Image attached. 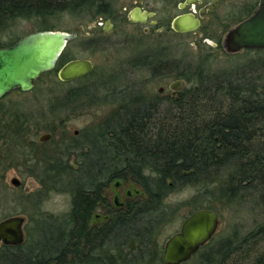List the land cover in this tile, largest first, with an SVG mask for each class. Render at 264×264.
Wrapping results in <instances>:
<instances>
[{
  "label": "trees",
  "instance_id": "trees-1",
  "mask_svg": "<svg viewBox=\"0 0 264 264\" xmlns=\"http://www.w3.org/2000/svg\"><path fill=\"white\" fill-rule=\"evenodd\" d=\"M112 14V0H0V48L19 39L8 33L20 21L31 22L36 31L55 30L58 26L53 21L63 15L95 22ZM79 41L83 49L93 51L94 46L85 39ZM161 58L151 57L149 61L144 57L139 66L149 69L152 78L172 77L183 80L187 87L172 97L152 102L138 92L118 87L117 94L122 96L114 102L118 105L98 127L79 134L82 142L56 148L50 154L37 151L35 155H20L26 174L45 192L49 183L58 193L70 194V212L79 228L77 241L93 244L101 252L105 212L112 213L114 208L104 194L105 187L113 180H131L139 190L125 201L124 217L133 220L132 213L136 212L138 219L125 226L127 231L136 228L143 264H153L152 260L159 257L154 236L163 230L167 217L186 203L215 211V204L231 206L252 198L264 214V82H259V74H253L259 70L249 64L242 67L249 70L237 72L240 76L235 79L230 74H210L203 66L207 63L203 57L189 72L187 66L186 72L177 71L179 66L174 62L170 71L162 72ZM67 61L62 55L57 67ZM132 65L137 67V61ZM261 65L264 73V61ZM55 70L43 76L56 75ZM98 72L94 69L72 82L75 87L64 91L59 104L66 115L110 103L107 99L111 90L105 82L91 85V80L97 81ZM126 116L127 120H121ZM7 122L0 126L4 128L0 139L14 138L19 149H31L33 143L25 144L29 121L13 112ZM71 156L77 165L75 170ZM74 176L81 179L77 187L69 182ZM189 188L196 190L190 201L176 207L165 204L171 194ZM98 209H104V215L96 217L93 212ZM257 235L264 236V224L247 238L250 241ZM133 238L129 236L128 242L134 243ZM230 242L225 239L223 248ZM252 264H264V251Z\"/></svg>",
  "mask_w": 264,
  "mask_h": 264
},
{
  "label": "rangeland",
  "instance_id": "rangeland-1",
  "mask_svg": "<svg viewBox=\"0 0 264 264\" xmlns=\"http://www.w3.org/2000/svg\"><path fill=\"white\" fill-rule=\"evenodd\" d=\"M137 1L112 0L115 16L118 19L115 21L114 31L111 35H105V32L97 26V28L87 30V26L97 22H89L80 17L63 15L53 21L58 26L55 28L57 31L69 32L82 26L88 33L87 36L78 37L75 41L69 43L63 56L68 60L76 58L90 60L94 65V69H99L97 81L93 82L91 80V85L105 82V87L111 90L107 99L110 103L107 102L106 105L84 110L81 113L76 112L73 115H66V111L60 106L59 102L65 93L64 91L72 86L75 87L76 84L58 83L55 74L42 76L36 81L31 92H13L0 100V126H6L9 114L17 112L20 119L26 118L29 121L30 126L26 134L25 144L30 142L34 144L31 149L22 150L15 145L14 138H10L8 141L0 139V148L4 155V159L0 163V217L11 214L25 217L24 213L29 210L27 207V194L34 193L39 189L38 183L29 177L26 170L21 166L20 155L23 152H33V155L37 151L50 154L56 148H64L66 145L82 142L83 140L79 134L91 130L90 128L95 129L98 127L118 105L114 103L122 97L117 94L118 87L138 92L151 102L156 101V98L158 100L170 96L168 86L176 79L172 77L164 78L163 76L150 77L149 69H143L140 67L141 65L138 67L132 65L134 57L139 62H142L144 57H162L159 60L162 72L170 71L173 62L178 63L177 71L186 72L185 68L189 67L190 69H187L189 72L199 63V59L204 57L207 59V63L203 62V66L207 68L208 73L230 74L233 79L240 76L236 75L237 72L242 74L248 71V68L242 67H248L251 64L259 70L254 73L251 72L259 74L261 77L259 82H264V73H261L264 52L241 51L229 55L220 47L226 33L238 23L240 17L238 15L229 18L228 13L231 12L232 7H236L245 0H221L217 10L205 15L201 27L193 34L180 35L172 32L155 34L151 32L147 36L142 34V28H134L125 21V18L118 17L119 13L124 11L123 9L126 12L129 11ZM146 1L147 3L143 2L146 8L161 13L162 3H155L151 0ZM176 13L177 10L174 9L173 14ZM158 18L160 19L159 15ZM33 31L36 30L31 22L20 21L14 25L8 34L17 36L18 39ZM7 37L6 35L3 36L4 39H7ZM79 39H85L89 45H93V51L83 49ZM204 39H208L206 42L210 44L215 43L219 46L216 49L212 48L204 42ZM239 68L242 69L239 70ZM185 87H187V84L183 89ZM160 88L164 89L162 93L158 92ZM132 95L134 94H129V96ZM101 97L105 101V96ZM161 106L162 109L166 108L165 104ZM132 108V106H128V110H132ZM127 118V116L122 117L121 120L125 121ZM51 131H53V136L50 141L43 144L38 143L37 138L39 135L48 134ZM3 132L4 128L0 127V138L3 136ZM70 160V164L75 170L77 165L74 162V156H71ZM89 163L93 165L94 161ZM13 178L19 180V187L16 188L11 184ZM69 182L72 187H77L81 179L74 176L69 178ZM117 182H120L121 186L112 183L110 186L105 187L104 194L110 202L116 200V197L119 198L120 202L128 198L129 195L132 198L134 192L137 193V190H139L134 187L131 180H127L126 183L121 180H117ZM195 192L194 188L181 189L178 193L171 194L165 204L176 207L190 201ZM70 199V194L65 192L49 193L44 198L40 210L48 211L54 216L62 215L70 210ZM196 209L200 208H193L190 203H186L185 206L179 207L176 212L170 214L164 222L166 225L163 230L154 236L156 245L162 247L164 242L178 230L182 219ZM214 209L220 219V227L217 233L191 261L185 264H252L255 258L264 251L263 235H257L250 241L247 238L249 233L264 224V214L256 206V201L251 198L243 203L237 202L231 206L220 203L215 204ZM97 211H99L95 214L97 217L104 213V209H98ZM244 238H247L246 241H242ZM225 239H230L231 242L223 248Z\"/></svg>",
  "mask_w": 264,
  "mask_h": 264
},
{
  "label": "flooded vegetation",
  "instance_id": "flooded-vegetation-1",
  "mask_svg": "<svg viewBox=\"0 0 264 264\" xmlns=\"http://www.w3.org/2000/svg\"><path fill=\"white\" fill-rule=\"evenodd\" d=\"M151 1L155 3H162V14L160 13V11L158 13V11L156 10L146 8L143 4V2L147 3L146 0H138L135 3L134 7L129 11L126 12L125 9H123L124 11L120 12L118 17L125 18V21L134 28H142V34L145 36L150 35L151 32L155 34H163L167 32L180 34L174 32L171 29V23L174 18L183 14H193L195 17L199 18V13L203 11L202 17L199 18L201 27V22L204 19L205 15L215 12L219 7L221 0H196L190 5H185L182 9L180 8V5L184 4L185 0ZM258 3L259 0H245L241 4L239 3V5H237L236 7H232L231 12L228 13V17L234 18L239 15L240 17L238 18V23H240L253 14L255 9L258 7ZM174 9L177 10L176 14H173ZM133 14L137 19L136 21L133 20ZM143 14L145 16H142ZM115 15L116 13L114 11V14H112L111 17L105 18L104 21H102L101 19L95 21L97 22V27L105 32V35H111L113 33L115 21L116 19H118ZM158 15L160 16V19L158 18ZM163 18H165V20H163ZM199 28L197 30H199ZM195 32L186 34H193ZM206 40L208 39H204V42L212 48L216 49L219 46V44L215 43H213L214 46H212V44L206 42ZM220 47H222V45H220ZM134 58V60L137 61L138 67L142 62H139L136 57ZM150 59L151 57H148L149 61ZM63 64H61L59 67H61ZM59 67H57V69ZM57 69L55 70V72H57ZM72 82H69L67 84H70ZM163 90V88H160L158 92L162 93ZM168 91L170 92L169 97H172L173 94L177 93L172 92L169 89V86ZM48 134H50V138L44 142H40L38 140L40 136L39 135L37 138L38 143L43 144L50 141L53 133ZM2 161L3 160H1L0 162ZM36 182L39 185V189L34 193L27 194L29 210L24 213L25 217H23L22 215L12 214L0 217V222L10 217L17 216H20L24 219L22 243L14 245L5 244L0 241V264H143V262H145L141 258V249L138 243L139 239L138 234L136 233V228L134 227L132 230L127 231V226H125V224L129 223L130 221V223H136L138 219V217L136 216V212L132 213L134 218L133 220L126 221L124 217L125 213H127V211L123 210L125 201L126 199L131 198L129 197L131 195H129L128 198L124 199L121 202L119 201L118 197H116V200H112L111 202L108 201L114 208L112 213H110V211L105 212V243L104 245H102L101 252L100 250L98 251L97 247L93 244H87L77 241L76 233L79 228L75 226L76 221L75 218H73L74 216L71 215L70 210L62 215L55 216L48 211L40 210V206L44 198L49 193L56 194L58 192L54 190V188H51V185L49 183V189L45 192V188H43V186L39 184L38 181ZM112 183L113 185L121 186V183L117 182V180H113L109 184V186ZM97 212L99 211L93 212L94 215ZM93 213L91 214V216L93 215ZM110 217H112V222H109ZM186 217L187 216L182 219L178 230L174 233H177L180 230V227ZM131 235H134V243H131L130 241L128 242L127 240ZM156 246L160 249L159 257L152 260V263L164 264L161 258L164 244L162 245V247H159L158 245ZM204 246L201 247L195 254H193L188 261L181 264H185L191 261L193 257L202 248H204Z\"/></svg>",
  "mask_w": 264,
  "mask_h": 264
},
{
  "label": "water",
  "instance_id": "water-1",
  "mask_svg": "<svg viewBox=\"0 0 264 264\" xmlns=\"http://www.w3.org/2000/svg\"><path fill=\"white\" fill-rule=\"evenodd\" d=\"M196 0H185L180 5H190ZM203 11L199 13V18ZM133 20L136 17L133 14ZM142 16H145L144 14ZM193 14H183L173 19L171 29L180 34L195 32L200 27V19ZM97 23L87 26L91 30ZM88 33L82 26L69 32L57 30H41L30 32L19 38L14 44L0 48V100L13 92L28 93L34 89L35 82L44 74L57 68L67 45L78 37ZM212 46H214L212 44ZM222 49L229 55L245 50H264V0H259L258 7L247 19L235 25L225 35ZM94 70L93 63L88 59L76 58L65 62L57 69V79L69 83L89 75ZM185 86L183 80L170 83L172 92L181 91ZM77 134V132H75ZM50 134L39 136L44 142ZM0 148V161L3 160ZM11 184L18 187L20 182L13 178ZM24 219L20 216L10 217L0 222V241L5 244L23 242ZM220 219L210 209H198L190 213L183 221L180 230L171 235L165 242L162 251L164 264H181L188 261L201 247L206 245L217 233Z\"/></svg>",
  "mask_w": 264,
  "mask_h": 264
}]
</instances>
